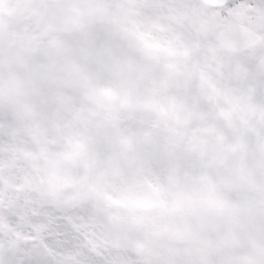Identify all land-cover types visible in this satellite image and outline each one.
I'll use <instances>...</instances> for the list:
<instances>
[{
    "label": "snow or ice",
    "instance_id": "obj_1",
    "mask_svg": "<svg viewBox=\"0 0 264 264\" xmlns=\"http://www.w3.org/2000/svg\"><path fill=\"white\" fill-rule=\"evenodd\" d=\"M0 264H264V0H0Z\"/></svg>",
    "mask_w": 264,
    "mask_h": 264
}]
</instances>
